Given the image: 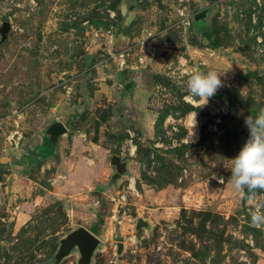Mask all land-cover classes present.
<instances>
[{"label":"rangeland","instance_id":"obj_1","mask_svg":"<svg viewBox=\"0 0 264 264\" xmlns=\"http://www.w3.org/2000/svg\"><path fill=\"white\" fill-rule=\"evenodd\" d=\"M4 21L0 264H78L79 226L86 264H264V0H0Z\"/></svg>","mask_w":264,"mask_h":264},{"label":"water","instance_id":"obj_2","mask_svg":"<svg viewBox=\"0 0 264 264\" xmlns=\"http://www.w3.org/2000/svg\"><path fill=\"white\" fill-rule=\"evenodd\" d=\"M207 10L203 9L198 11L193 16L194 22H202L206 19ZM10 29V22L4 21L0 26V40L3 41L7 38L8 31ZM131 81H128L124 88L128 89L131 86ZM67 132V127L61 121H53L49 123L45 130L44 135L51 143H56L58 138L63 133ZM109 164L113 166L114 171L111 174L108 182L100 185L102 188H109L118 184V182L127 177L128 172V159L122 158L118 154H112L109 158ZM149 223L141 217H138L135 223V227H148ZM98 243V238L90 230L84 226H79L74 230H71L64 238L61 239L59 255L68 253L73 247H77L80 252L78 264H86L90 261L93 250ZM121 244V243H119ZM119 245V249H120Z\"/></svg>","mask_w":264,"mask_h":264},{"label":"built area","instance_id":"obj_3","mask_svg":"<svg viewBox=\"0 0 264 264\" xmlns=\"http://www.w3.org/2000/svg\"><path fill=\"white\" fill-rule=\"evenodd\" d=\"M128 149H129V153H131V152H132V148H131V146H130ZM120 156H121V155H120ZM127 190H131V191H134L135 193H137L132 178L129 179V183H128V185H127ZM121 198H125V194L122 195Z\"/></svg>","mask_w":264,"mask_h":264},{"label":"trees","instance_id":"obj_4","mask_svg":"<svg viewBox=\"0 0 264 264\" xmlns=\"http://www.w3.org/2000/svg\"><path fill=\"white\" fill-rule=\"evenodd\" d=\"M96 228H97V227H93V229H95V230H96ZM92 232H93V231H92Z\"/></svg>","mask_w":264,"mask_h":264},{"label":"bare ground","instance_id":"obj_5","mask_svg":"<svg viewBox=\"0 0 264 264\" xmlns=\"http://www.w3.org/2000/svg\"><path fill=\"white\" fill-rule=\"evenodd\" d=\"M193 125H196L195 122H193ZM197 130V129H196Z\"/></svg>","mask_w":264,"mask_h":264},{"label":"crops","instance_id":"obj_6","mask_svg":"<svg viewBox=\"0 0 264 264\" xmlns=\"http://www.w3.org/2000/svg\"><path fill=\"white\" fill-rule=\"evenodd\" d=\"M59 139V138H58Z\"/></svg>","mask_w":264,"mask_h":264}]
</instances>
